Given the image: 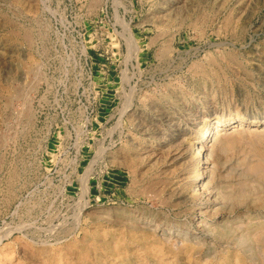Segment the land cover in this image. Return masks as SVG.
Returning a JSON list of instances; mask_svg holds the SVG:
<instances>
[{"label":"rangeland","instance_id":"obj_1","mask_svg":"<svg viewBox=\"0 0 264 264\" xmlns=\"http://www.w3.org/2000/svg\"><path fill=\"white\" fill-rule=\"evenodd\" d=\"M0 264H264V0H0Z\"/></svg>","mask_w":264,"mask_h":264},{"label":"bare ground","instance_id":"obj_2","mask_svg":"<svg viewBox=\"0 0 264 264\" xmlns=\"http://www.w3.org/2000/svg\"><path fill=\"white\" fill-rule=\"evenodd\" d=\"M224 125H226V122H221V123H219L218 125H216V127H209L207 130H206V132H205V134L203 135V141H205V140H208V137H210L209 138V140H211L213 137H214V135H215V132H217L216 130L218 129V127H222V126H224ZM198 154H200V151H198L197 152V154L196 155H198ZM205 162V161H204Z\"/></svg>","mask_w":264,"mask_h":264}]
</instances>
